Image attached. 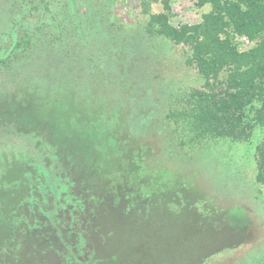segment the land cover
<instances>
[{"label": "rangeland", "instance_id": "rangeland-1", "mask_svg": "<svg viewBox=\"0 0 264 264\" xmlns=\"http://www.w3.org/2000/svg\"><path fill=\"white\" fill-rule=\"evenodd\" d=\"M44 4L50 13L41 22ZM210 9L198 0H0V47H8L13 36L27 42L12 50L19 60L0 63V196L7 187L14 190L12 182L16 193H25L27 174L32 182L43 170L27 154L45 158L49 152L47 133L12 109L15 101L50 119L55 138L91 131L118 160L126 158L121 147L129 144L125 152L136 155L141 148L167 171L164 179L182 207L198 208L184 214L186 225L194 226L187 258L179 255L171 263L264 264V186L255 178L264 125L247 141L180 148L172 139L173 124L164 119L204 78L189 64L190 45L156 34L150 15L166 12L179 27L198 23ZM233 40L240 49L253 44L245 35ZM76 118L94 128H79ZM135 176V183L141 181ZM3 246L0 264H15Z\"/></svg>", "mask_w": 264, "mask_h": 264}, {"label": "trees", "instance_id": "trees-1", "mask_svg": "<svg viewBox=\"0 0 264 264\" xmlns=\"http://www.w3.org/2000/svg\"><path fill=\"white\" fill-rule=\"evenodd\" d=\"M205 4L211 9L198 23L173 26L166 12L153 13L149 20L156 34L190 45L189 64L204 78L201 88L165 113L180 148L247 141L264 125V0H198L199 6ZM168 6L166 1L165 9ZM47 13L44 4L41 22ZM235 34L253 44L240 49ZM23 43L13 36L8 47H0V63L9 66L11 59L19 60L12 50ZM12 103V109L24 111V120L44 129L49 152L43 158L27 147L28 158L42 173L32 182L27 174L25 193H16L18 184L12 182L14 190L7 187L0 196V220L5 223L0 245L7 257L15 264H173V257L187 258L194 226L186 225L184 214L192 216L198 208L182 207L169 179H164L167 171L153 165L148 153L140 148L134 155L130 147L125 152L126 144L121 147L126 158L121 153L118 160L91 131L55 138L59 134L50 119L30 105L23 110V104ZM82 121L75 119L79 128H91L92 123ZM256 161L255 178L264 186V140L257 146ZM137 174L141 181L135 183ZM16 219L18 228L13 226Z\"/></svg>", "mask_w": 264, "mask_h": 264}]
</instances>
